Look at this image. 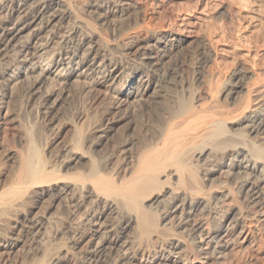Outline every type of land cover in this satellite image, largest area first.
<instances>
[{"label":"bare ground","instance_id":"6f19581e","mask_svg":"<svg viewBox=\"0 0 264 264\" xmlns=\"http://www.w3.org/2000/svg\"><path fill=\"white\" fill-rule=\"evenodd\" d=\"M163 7H168L170 13L156 21L154 16ZM70 18L74 20V24H65ZM112 21L116 22L113 25L116 26L114 31L121 35L125 50L137 59L132 64L127 62L125 65L114 59L107 37L104 38L105 35L99 30L100 23L103 25ZM196 39L211 60L209 68L199 78L197 87L194 84L199 79L192 83L195 88L187 93L182 85L183 93L177 92L176 95L171 94L170 99L166 98L169 101L165 100L167 103L162 105L165 116L159 118L158 122L154 121V127L151 130L148 128L151 131L149 134L145 131V136L144 132L143 137L140 135L139 152L136 149V155L133 153L135 157L132 165L127 163L131 165L130 168L125 166L127 169L123 170L119 165L112 169V174L109 172V176L104 175L106 173L98 167L102 161L99 159L98 163L88 161L91 164L87 171H77L71 176L64 173L61 175L57 173L58 169L55 172L49 170L50 166L44 159L43 150L37 145V139L30 140L27 136L28 139L20 141V147L5 151L6 158L12 161V165L6 169L4 165V170L0 171V228L10 215L18 211L27 197L33 194L48 195L56 201L88 184L95 200L92 199V204L84 207L86 209L81 216H76L77 223L71 228L72 221L69 226V232L73 234L72 239L70 237L73 247L83 249V256L88 259L101 253L105 255L118 252L117 264H131L138 257L141 248L139 243L143 239L141 242L139 240L145 237L147 242L155 236L160 238L162 232L168 229L169 220L173 218H177L180 225L193 221L187 230V236L188 241L193 243L194 259L189 256L191 254L188 253L187 241L179 236L175 238L176 235L171 238L169 234L171 249L162 255H149L145 264H207L213 256L220 259L219 254L230 246L232 237L246 239V231L248 229L250 232L249 228L253 223L251 215L258 217V230L264 232L263 212L247 211L238 204V199V203L233 202L237 204L230 210H227L229 206L225 208L227 211L223 209L225 206H219L220 202L228 205L227 202L232 200L224 202L223 199L233 196L231 182L237 177H240L238 195L245 192L244 196L249 198L246 201L251 199L252 203H260L264 193V0H0V123L6 121L12 91L15 87L17 90V85L23 79L32 80L29 89L31 92H40L42 107L48 110L56 106L59 98L66 92L64 88L73 83L76 85V82H83L88 88L102 86L103 92L107 93L117 107L131 97L139 96V100L146 95L148 97L153 85L155 92H152L158 101L157 98L162 96L161 92L177 84V80L173 78L174 67L170 68L168 74H156L159 66L173 55L180 54ZM234 61L244 66L239 64L240 69L235 68ZM125 69L132 70L129 77H125L123 73ZM241 70L246 79L242 82L233 80ZM154 74L157 75L155 83L152 79ZM135 85L139 90L134 89ZM220 93L229 100L228 103L218 99ZM24 122L26 121L22 123ZM255 138L261 139V142ZM76 148L80 149V140L76 142ZM73 153L76 162H82L87 157L85 152ZM66 168L65 171L68 172L69 169L67 171ZM221 175L226 179H221ZM167 196L172 199H169L170 204L167 203L168 212H160L164 211V208H159L160 205L155 207V210L157 208L160 211H154V214L151 210L153 206L162 202L166 204L165 201H169H164ZM108 212L120 215L116 224H107L105 216ZM199 213L209 216L210 227L204 218L197 217ZM42 220L38 217L30 220L28 227L38 232L43 227ZM165 220H168L166 230L162 227ZM129 234H132L133 240ZM17 238L5 243L8 255L17 248L20 249ZM134 242L138 243L137 246ZM259 251L262 252L260 249ZM53 256L37 260V263H27L62 262V257ZM14 259L18 261V258Z\"/></svg>","mask_w":264,"mask_h":264},{"label":"rangeland","instance_id":"374dc122","mask_svg":"<svg viewBox=\"0 0 264 264\" xmlns=\"http://www.w3.org/2000/svg\"><path fill=\"white\" fill-rule=\"evenodd\" d=\"M165 8H167V10ZM161 10L163 11V13ZM169 13H170L169 8L163 7L162 9L157 10V12L154 16V19L156 21H159L160 19L164 18ZM84 15H86V17H87L88 14L85 13ZM87 18H89V15ZM157 18H158V20H157ZM69 20H71L70 23H68ZM73 21L74 20L70 18V19H67L64 23L70 25V24H74ZM115 23L116 22H113V21L108 22V23L103 24V25L100 23V25L98 24L99 30H100V32H102V35L103 34L105 35V36L103 35L104 38L107 37L106 40L109 41V43H110V53L114 57V59H116L117 61H122L125 65L128 63L132 64L137 59H136V57H134V55L132 53H130V55H129V52L127 50H125V46L122 43L121 35H119L118 33H115V31H114L116 29V26H113V25H115ZM108 25L110 27H108ZM100 26H102V27H100ZM114 34H115V36H114ZM113 43L115 45H113ZM116 43H117V45L120 43L118 45V47H117ZM198 45H201V47ZM119 56L121 57L120 59H119ZM131 56H132V58H131ZM122 58L124 59V61ZM206 58H207V60H206ZM125 59L126 60L128 59V61H126ZM168 60H167L168 62L166 61L165 64L159 66V69L157 71L158 72L160 71V72L159 73L156 72V74H164V73L168 74L170 68L174 67L173 78H175L177 80V84H179V85L175 84V85L170 87L171 89L168 88V90H166V91L164 90L163 91L164 95H163V92H161L160 94L162 96L157 98L158 101L155 100V94L153 93V92H155V90L153 88V86H154L153 85L148 92V97H146L147 96L146 95L142 100H139V96L131 97L129 100L124 101L120 105H118V107H117V105L114 104V102H112L113 100L110 99V97L107 95V93L103 92L104 88L102 86H100V85L99 86H93V87L91 86L90 88H88L85 86V84H83V82H76L75 83L76 85H74V83H73L72 85L66 86L67 88L66 87L64 88L65 89L64 91H66V92H64L63 95L59 98L56 106L51 108L52 110L51 109L48 110V109H45L44 107H42V103H41L42 99L40 96L41 95L40 92L35 93L33 90L31 92V89H29L30 83H31L30 81H32V80L31 79H23L19 83V85H17V90L15 87L12 91L13 97H11L10 104H9L10 105L9 112L7 114V118L5 119L8 122L3 121L2 123H0V131H1L0 132V140H2L0 142V163H2V164H0V171L4 170V169H6L12 165V161L10 159L6 158L7 152H5V151H9L10 149H13V148L15 149L17 146L20 147L21 142L25 139H28V138L30 140H32V139L38 140V141L36 140L37 145L39 146L41 151L43 150L42 153L45 156L44 159L47 160V165L50 166V167H48L49 170L51 169L53 171L54 170L57 171V169H58V171L59 172L61 171V172L59 173L57 171V173L61 174V175H63V173H64V175L68 174L67 176H71V174H73L77 171L78 172L87 171L88 167L91 164V162L89 163L88 161H95L96 163H98V162H100V160H102L98 164L99 170L101 169V171L103 173H106L104 175L108 174V176L113 173L114 170H112V169L118 167L119 165H120L119 167L123 168V170L127 166H128V168H130V166L132 165L133 158L135 157L137 150L139 149V147H138L139 146V139H141L143 137V132H144V136L146 134H149L151 132L150 131L151 128L154 127L155 122L156 121L158 122L161 118H163L165 116L164 111L162 110L163 103L164 104L167 103L165 100L170 99L172 97V95L173 94L176 95L177 92H179L180 94H181V92L183 93L184 89L186 91L185 93H187L188 90L193 89V87L195 88V86L197 87L200 83L199 78H201L204 75L203 73H205L207 68H209L210 65H208V64H211L210 63L211 60L209 59L208 54L205 52V50L202 47V44L199 43V41H197V39L194 40L193 43L189 44L188 47H186L184 49V51H182L180 54L173 55ZM239 64H240V62L237 63V61L236 62L234 61V67L236 66L238 69H240V65H241V67L244 66L242 63L240 65ZM127 70L128 69H125L123 71V73L125 74V77H129L131 75V72H132V70H128V71ZM243 75H244L243 71L241 73L239 71V73L235 76V78L233 80H235V81L239 80L242 82L243 80L246 79V76H243ZM156 77H157V75L154 74L153 78H152L153 83L156 82V80H157ZM137 78H138V76H137ZM24 80H28L29 82H26ZM178 80H180V82ZM195 80L196 81L198 80L199 82L198 81L196 82ZM192 83L193 84L195 83L194 84L195 86ZM197 83H198V85H197ZM182 85L185 88L182 87ZM87 88H88V90H87ZM134 89L139 90V87L137 85H135ZM176 89L178 91H176ZM169 90H171L172 92ZM15 96H17V97H15ZM65 96H67V97H65ZM39 97H40V99H38ZM166 98H168V99H166ZM224 98H225L224 94L220 93L218 95L219 100H223L222 102L228 103L229 100H227L226 98H225L226 99L225 100ZM147 99H148V101H147ZM17 102H19V103H17ZM155 105H157V106H155ZM145 106H146V108H145ZM151 106H152V108H151ZM144 108H145L146 112H144ZM160 108H161V110H159ZM10 109H11V111H10ZM50 111H52V112H50ZM87 112H89V113H87ZM147 114L148 115L151 114V115H149L150 117ZM44 115H46V116H44ZM151 116H152V118H151ZM153 116L154 117L156 116L155 119ZM82 118H84V119H82ZM11 119H13L14 121ZM23 121H26V122L22 123ZM4 122L6 123V125H4L5 124ZM77 122H79V123H77ZM94 126H96V127H94ZM148 126H150V127H148ZM73 127H76V128H73ZM79 127H82V128H79ZM1 128H3V129H1ZM27 128H28V130H27ZM74 129H76L77 132ZM80 129L83 130V132ZM97 129L102 130L103 132L98 131ZM3 130H5V131H3ZM95 131H97V132H95ZM105 131H107V132H105ZM145 131L148 133H146ZM99 132H101V133H99ZM77 133L80 135H77ZM103 136H104V138H103ZM73 138H74V140H73ZM78 140H80V149L77 150L76 142ZM106 140H107V142H106ZM255 140H257L258 142L259 141L261 142V139H259V138H255ZM73 142H75V144ZM130 142L133 146L130 144ZM125 143H127V144H125ZM40 146H42V147H40ZM5 147H6V149H5ZM7 147H10V148L7 149ZM73 150L76 152H80V153L85 152L87 157L85 159L81 160L82 162H79V161L76 162V160H74V156H72L75 154V153H73L74 152ZM87 152L89 154H87ZM138 152H139V150H138ZM133 153H135V155ZM130 154H132V155H130ZM71 156H72V159H71ZM50 157H51V159H47ZM66 157H69V158L67 159ZM126 159H127V161H126ZM1 160H2V162H1ZM4 162H5V164H4ZM63 162H65V163H63ZM67 162H69V163H67ZM129 162L131 163V165H128V164H130ZM86 163H87V165H86ZM72 164H73V166H72ZM4 165H5V167L3 169ZM61 165H63V166H61ZM71 167H73V168H71ZM65 168L67 171L69 169V171L66 172ZM77 168H78V170H77ZM79 169L81 171H79ZM70 170H72V172H70ZM62 171H64V172H62ZM109 172H110V174H109ZM103 173H101V174H103ZM220 177L223 180L226 179L224 175H221ZM239 180H240V177L239 178L237 177L236 179L234 178L232 180L233 182H231V186L233 187V191H234V194H233L234 198H233V196H229L228 198H224L223 199L224 202L228 201L229 199H232V200H229V202H227L228 205H226V203H224V205H223L222 204L223 202H220L219 206H222V207L225 206L223 209H225V208L227 209L228 208L227 206H229V208L227 210H230L231 207L233 205L237 204L239 201L240 203H238V204L243 206L244 209L246 208L247 211L254 213L257 210L258 212L261 211V213L263 212V214H264V211H262V210H264V207H263L264 206V201H263L264 200V198H263L264 193L262 194V199H261L262 201L260 200V203L258 202L259 204L257 203V201L256 202L253 201L255 203H252L251 199H250V201H246V200H249V198H248V196H244V194L246 195L245 192H241L242 194L238 195L240 193V191H239V188H240ZM232 183H233V185H232ZM236 185H238V186L236 187ZM90 187L91 186L87 184L85 187H83L77 191L70 192L69 194L71 196L68 194L66 196L61 197L60 198L61 200L58 199L56 201L53 200L50 196L48 197V195L40 196L37 194H33V195L27 197L25 199L26 201L24 200V202L22 203V205L20 206L18 211L14 212L12 215H10L5 220V223L2 225L3 227L0 228V242H1L0 243V253H1L0 254V261L2 262V263L0 262V264H4V261L6 262V264H8V262H9V264H13L14 262L16 264H23L25 262L24 264H26L28 261H29V263L30 262H33V263L36 262L37 263L40 259H42L44 257H51L53 255L62 257V260H61L62 262L59 264H75V263L76 264H83V263L85 264L86 262H91L92 264H114V263L117 264L118 258H119L118 252H115V253L113 252V254L112 253H105V255L101 253L100 255L97 254L92 259H88V258L83 256V252H82L83 249L81 250V248H80V250H78V248H74L72 240H70V237H71V239L73 237V234L71 232H69L70 229L77 223L78 217L81 216V214H83V212L85 211L86 208H84V207H88L95 200V196L90 194ZM87 188L89 190H87ZM81 190H82L83 194L81 193ZM235 192H236V194H235ZM74 194H76V195H74ZM80 196H83V197H80ZM235 196H237L238 198ZM66 198H68V199H66ZM170 198H171L170 196H169V198L167 196L164 199V201L166 199L169 200ZM90 199L91 200L94 199V200L91 201ZM235 199H236V201H235ZM237 199H238V201H237ZM170 200L172 201V199H170ZM170 200L169 201L166 200L165 201L166 204L164 202H162L158 206L154 205L153 206L154 208L151 209V210H153L152 212L157 211V210L160 211V209H162V208H164V211L161 210L160 212H168L167 210H168V206L171 202ZM75 201H77V202H75ZM82 201H84V203ZM70 202H72V203H70ZM74 202L77 205L78 204H80V205L77 206ZM79 202H81V203H79ZM230 202H232V203H230ZM233 202H237V203H233ZM243 202L244 203L248 202V203L244 204ZM167 203H169V204L167 205ZM255 204H257V205H255ZM101 206H103V205H101ZM155 207H157V208L159 207L160 209L156 208V210H155ZM165 208H166V210H165ZM253 208H254V211L252 210ZM76 209H78V210L76 211ZM73 210H75V211L73 212ZM159 211H157V212H159ZM154 214H155V212H154ZM156 214H159V213H156ZM76 216H78V217H76ZM29 217H31V218H29ZM37 217H38V219H41V220L43 219L42 220L43 221V227L41 229H39L38 232H36L37 230H32L28 227V225L30 224L29 221L33 220ZM51 217H52V219H50ZM105 217H106V222L108 225L116 224L117 223L116 221H118L120 219L119 218L120 215H118L117 213H114V212H108ZM108 217H109V219H108ZM171 217H172V215H171ZM197 217L198 218L199 217L204 218L205 221H207V223L210 222L208 215H207V217H205L204 214L199 213ZM114 218L116 220H114ZM171 220L172 219L169 220V225L167 222L168 220H165L167 223L165 221H163L164 223L162 222V225H163L162 227H165L164 228L165 230L167 229V225H168V229L166 230V232H168V233L165 234L166 232H162L163 234L160 236V238H159V236L158 237L155 236V238L153 237V239H149L150 241L147 239L148 240L147 242L145 240L146 239L145 237L144 238L140 237L141 239L139 238L140 239L139 242H141L142 239L143 240L141 243H139V246L141 248L139 247L140 248L139 254H138V257H136L135 260L133 261L134 264H135V262L137 264L138 263L139 264H145V260L150 258V256L162 255L164 253H167L169 248L171 249V243H170V240L168 238V237H170V235H171V238H172V236L174 237V235H176L175 238L181 237V238L185 239V241H187L188 249L191 250V252L188 250V253L191 254L189 256L191 259H194V257H193V251H194L193 248L194 247L192 245L193 243L191 244L189 242L190 240H189V237L187 236V232H188L187 230L191 225L190 223H192L193 221H190V223L188 222L186 224L180 225V223H177V222H179L177 220V218H175V219L173 218V220H172L173 222ZM251 220L253 221V223H251L252 226L249 228L250 232H248V229L246 231L248 233V234L246 233L247 234L246 239L243 240L242 238L232 237L233 239L232 238L230 239L232 241L230 246L221 251V254H219L220 257H219V255H217L220 259L213 258L214 257L213 256L212 257L213 259L210 258L208 260L207 264H258V263L264 264V256H263L264 255L263 254L264 249L262 248V247H264V245H263L264 244L263 243L264 232L258 230L259 229L258 217L255 218L254 216L251 215ZM71 222H72V224H71ZM108 222H111V223H108ZM9 223H10V225H9ZM165 223H166V225H165ZM256 223H257V226L255 225ZM70 224H71V226H70ZM171 224H174V225H171ZM207 225L209 226L210 223ZM69 226L71 228H69ZM186 226H187V228H186ZM184 227H185V229L183 230ZM255 228H256V230H255ZM43 229H46V230H43ZM65 229H67V230H65ZM30 230H32V231H30ZM254 230H255V232H254ZM162 231H164V230H162ZM179 231L180 232L182 231V232L179 233ZM183 232L184 233L186 232V235L185 234L183 235ZM68 233H71L72 235L68 234ZM250 233H252V234H250ZM255 233H257V234L255 235ZM66 235H68V236H66ZM129 236L131 237V238L130 237L129 238L131 240H133L132 234H129ZM185 236H186V238H184ZM259 236H261V237L263 236V237L260 238ZM10 237H12V238H10ZM14 237L15 238L20 237V238H17L20 242V245H19L20 249L17 248L18 251L17 250H16L17 252L14 251L15 254L9 253V255H8V253L5 252L6 250L4 248V245L7 241H10L11 239H15ZM164 239H165V241H164ZM241 239H242V241H241ZM254 239H256V240H254ZM260 239H262V240H260ZM152 240H154V241H152ZM143 241H145V242H143ZM248 241H250V242H248ZM258 241H259V243H258ZM148 242H150V243H148ZM152 242H154V243L152 244ZM188 242H189V244H188ZM53 243L54 244L56 243V246L58 244L59 245L56 247V246H54ZM134 243L136 244L135 246H137L138 243H136V242H134ZM143 243H144V245H143ZM232 244H233V246H232ZM254 244L256 247L254 246ZM259 244H261V245H259ZM245 245H247V246H245ZM70 247L71 248L73 247L74 250L71 249ZM189 247H191V249ZM76 249L78 252L76 251ZM259 249L262 252H260ZM141 250H143V251H141ZM256 250H257V252H256ZM109 255H111V256H109ZM112 255H114V256H112ZM80 256H81V259L83 261L80 259ZM141 256H142V258H141ZM217 256H215V257H217ZM262 256H263V258H262ZM15 257L18 258L17 262H16V259H14ZM21 257H23V258H21ZM38 257H40V258H38ZM96 257H98V258H96ZM2 258H3V260L4 259L5 260L3 261ZM36 258H38V259H36ZM104 258H106V259H104ZM231 258H232V260H231ZM86 259H87V261H85ZM95 259H97V260H95ZM141 259H142V261H141ZM22 261H23V263H22ZM133 262L131 264H133ZM29 263H27V264H29ZM33 263H31V264H33ZM169 263L173 264L172 262H165V264H169Z\"/></svg>","mask_w":264,"mask_h":264}]
</instances>
